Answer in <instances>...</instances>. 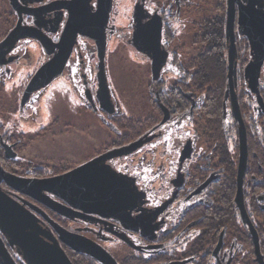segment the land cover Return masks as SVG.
Listing matches in <instances>:
<instances>
[{"label": "flooded vegetation", "instance_id": "flooded-vegetation-1", "mask_svg": "<svg viewBox=\"0 0 264 264\" xmlns=\"http://www.w3.org/2000/svg\"><path fill=\"white\" fill-rule=\"evenodd\" d=\"M107 2L108 0H0V44L18 26V31H41L53 44L60 42L64 31H105L106 67L111 40L122 29L131 31L127 45L132 47L137 64H144L146 73L139 75V64H132L131 69L134 70L137 83L146 84L149 90L146 94L149 97L145 103L152 114L155 111L158 117L148 116L143 121H138V126L133 124L130 135L115 141L106 150V153L116 151L141 141V145L131 153L106 162L119 175L118 180L124 178L123 180L130 181L138 195L137 204H133L125 216L131 228L115 219L95 215L74 219L60 216L37 201L10 189L5 183L1 185L2 191L29 209L38 218L40 225L51 230L56 238L58 235L42 212L69 232L102 246L118 264H260L258 250L264 261V108L259 104L258 95L252 93L246 77V70L253 59L252 46L245 31H240L239 5H235L237 55L231 88L228 77L230 43L226 38L228 0H222V5L218 7L221 12L219 16L224 18L222 51L226 75L222 96H217L216 99V95L209 97L208 93L202 92L201 85H194L198 83L195 74L201 66L198 57L204 45L203 25L199 26L193 41L194 45L200 46L195 57L183 53L184 48L192 50L189 46L193 44L189 45L183 40L180 46L174 47L178 36L175 26L181 20L188 21L192 26L196 23L203 24L192 21L202 18L203 0H131L129 3L125 2L121 11L116 10L119 8L118 0H111L106 25L98 28V17L105 16ZM239 2L244 7L254 6L264 13V8L259 9V5L264 6V0ZM27 10H31L35 16L28 15ZM119 15L126 20L125 26L120 24V28L116 24ZM74 24L75 27L71 28ZM158 25L162 27L160 52L165 57V62L155 77L153 54L150 56L139 50L138 33L146 26L155 28ZM154 40L156 36L153 37ZM90 44L97 59L95 64L91 63L87 53L82 50L83 46L85 50L88 49ZM119 45H115V53ZM28 50L36 51L37 57L43 59L41 67L53 58V55L46 54L41 45L32 39L18 40L10 44V47H5L0 51V97L8 95L10 80L18 74ZM74 57L76 66L72 69L70 66ZM98 65L97 44L88 37L78 36L64 72L50 85L62 78L69 68L65 81L83 102L84 110L99 114L103 123L107 124L116 116L117 108L107 69L106 76L115 112L110 115L100 108L97 98ZM214 80L219 79L214 77ZM25 89L20 95L17 110L13 111L9 102L7 109L0 110L2 168L21 178L37 179L55 177L73 170L66 169L58 175L40 176L35 169L33 173L24 174L23 165L18 161L23 136H14L9 124L10 114L16 112L24 115L28 106L34 108L35 104H31L33 97L44 90L34 93L22 107ZM258 92L264 103V63L260 70ZM236 107L246 133L247 158L244 164L241 158V125L235 114ZM163 108L170 115L169 120L162 125L165 116ZM145 150L150 154L149 160L145 165L133 166L131 171L124 160ZM9 155L13 157L9 158ZM100 156L102 155L98 157ZM240 176L243 211L237 203ZM52 198L59 201L53 196ZM26 203L36 206L42 212L29 208ZM0 237L15 262L26 264L17 251L9 247L1 232ZM255 240L258 241V250ZM60 245L73 264H78L83 256L88 257L72 251L63 243ZM121 248L128 251L123 257L119 254Z\"/></svg>", "mask_w": 264, "mask_h": 264}, {"label": "water", "instance_id": "water-1", "mask_svg": "<svg viewBox=\"0 0 264 264\" xmlns=\"http://www.w3.org/2000/svg\"><path fill=\"white\" fill-rule=\"evenodd\" d=\"M108 0L105 9V16L98 17V28L106 25L108 12L110 10ZM239 5V27L240 31H245L252 46V62L246 70V77L249 80L250 89L254 95H258V101L264 108V103L258 92V81L260 70L264 63V13L254 6L244 7L239 0H228V15L226 25V38L229 46V79L235 75L234 61L237 55L235 42V5ZM261 4V1H260ZM264 8L259 5V9ZM101 12H103L101 10ZM26 13L35 16L31 10ZM20 14V13H19ZM21 17V14H20ZM71 28L75 27L70 26ZM12 31L9 37L0 44V51L10 44L23 39H32L38 42L43 50L53 58L43 65L28 83L21 101L24 107L31 96L48 87L56 78L64 72L77 44L78 36L92 39L98 47V84L99 90L97 98L100 108L112 115L115 108L111 99L110 89L106 76V36L105 31H64L58 44H53L41 31ZM76 29V28H75ZM161 25L155 28L146 26L139 31V50L147 55L153 54V73L156 77L165 62V57L160 52ZM243 34V33H242ZM156 40L153 41V37ZM11 50V48H10ZM4 55V54H3ZM164 119L162 125L169 120V112L163 108ZM235 114L240 121V133L242 143V162L247 158L246 133L241 120L238 107ZM141 145V141L131 146L108 152L94 160L81 165L64 174L49 178H21L4 171L0 164V232L6 237L9 247L16 250L26 264H73L60 243H63L72 251L84 254L99 264H118L114 257L99 244L74 234L51 220L44 212L36 206L26 203L29 208L43 213V217L49 222L58 238L51 230H46L40 225L38 218L25 206L7 196L2 191V183L10 189L25 195L52 212L74 219L87 218L89 215L99 216L105 219H115L120 221L127 228H131L125 220L133 204H137L138 195L133 190L129 180H118L119 175L112 170L106 162L131 153ZM13 156L9 155V158ZM53 197L59 199L54 200ZM241 176L239 178V193L237 203L242 207ZM87 216V217H86ZM125 242L129 243L126 239ZM258 250V241L255 240ZM130 244V243H129ZM258 262L264 264L258 250ZM0 264H17L10 255L8 248L0 237Z\"/></svg>", "mask_w": 264, "mask_h": 264}, {"label": "rangeland", "instance_id": "rangeland-1", "mask_svg": "<svg viewBox=\"0 0 264 264\" xmlns=\"http://www.w3.org/2000/svg\"><path fill=\"white\" fill-rule=\"evenodd\" d=\"M130 1L118 0L119 8L116 10L121 11L126 5L125 2ZM211 1L212 4H203L202 18L192 21L203 23L206 19L221 15L218 10L221 6L219 0ZM116 19L118 28L125 26L126 20H123L120 15ZM200 25L202 24L196 23L192 26L188 21L181 20L175 26L178 36L174 47L180 46L184 41L189 45L193 44ZM130 36L131 31L122 29L118 36L111 40L108 50L106 69L117 108L116 116L109 120V123L104 124L99 114L84 110L83 102L65 81V77L69 75V68L62 78L33 97L31 104H35L34 108L31 105L28 106V112L26 111L24 115L11 112L9 124L13 129L12 132L16 137L23 136L18 161L23 165L24 174L33 173L38 167L50 168L45 175H51L53 169L79 167L105 154L115 141L130 135L133 124L138 126L137 122L143 121L148 116L157 117V113L154 111L152 114L151 109L145 103L146 98L149 97L146 94L149 91L146 84H138L134 70L131 69L132 64L138 65L139 63L136 62L132 47L127 45ZM118 44L120 45L115 53L114 47ZM89 46L86 50L83 46L82 50L87 53L91 63L95 64L97 59L94 57L92 45ZM189 47L192 50L184 48L183 53L191 57H195V54L200 51L198 44ZM42 60L41 57H37L36 51L29 52L28 50L19 66L18 74L10 80L11 88L7 95L8 98L5 95L0 97V110L7 109V102H9L8 105H12L13 111L17 110L20 95L30 78L41 67ZM74 60L75 57L70 66L72 69L76 66ZM138 66L139 75H144L146 73L144 64ZM147 152L148 150H145L139 155L124 160L127 167L132 171L133 166L145 165L150 158ZM126 253L128 251L124 248L119 250L122 257Z\"/></svg>", "mask_w": 264, "mask_h": 264}, {"label": "trees", "instance_id": "trees-1", "mask_svg": "<svg viewBox=\"0 0 264 264\" xmlns=\"http://www.w3.org/2000/svg\"><path fill=\"white\" fill-rule=\"evenodd\" d=\"M211 2V0H203V4H212ZM219 3L222 5V0H219ZM202 25V39L205 46L202 47L198 57L201 66L198 67L195 74L196 78L198 77V83L196 82L194 85H201L202 92L208 93L209 97L216 95L215 98L217 99V96H222L223 86L225 84L224 77L226 75L225 57L222 51L224 18L221 16L209 18L206 19ZM214 77L219 80H214ZM49 169L50 168L38 167L36 172H38L40 176H43ZM64 171H66V169H53L51 175H58ZM78 264L97 263L94 260L83 256Z\"/></svg>", "mask_w": 264, "mask_h": 264}]
</instances>
